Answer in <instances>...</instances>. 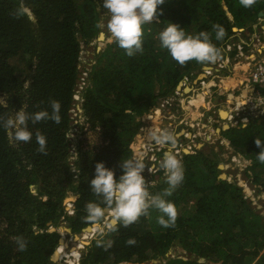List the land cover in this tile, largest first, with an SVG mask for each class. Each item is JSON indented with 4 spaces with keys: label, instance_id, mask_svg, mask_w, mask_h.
<instances>
[{
    "label": "trees",
    "instance_id": "trees-1",
    "mask_svg": "<svg viewBox=\"0 0 264 264\" xmlns=\"http://www.w3.org/2000/svg\"><path fill=\"white\" fill-rule=\"evenodd\" d=\"M158 7L162 12L142 26V51L128 56L114 40L93 51L82 90L83 114L101 143L88 152L77 148L74 160L69 110L77 67L84 62L82 45L101 31L100 0H0V93L5 95V102L0 100V264H66L51 259L60 232L50 230L48 223L56 227L63 218L72 234L90 224L86 204L100 202L89 186L96 162L103 161L119 175L120 162L133 158L129 143L138 133L140 117L184 77L194 78L195 69L204 64L190 60L181 65L161 47L159 32L168 22L190 35L209 32L224 57L234 54L225 52L226 44L238 39L233 27L252 31L259 11L264 14V0L250 7L241 0H165ZM213 25L224 28L223 39H215ZM54 100L60 103L59 123L29 119L28 142L16 140L4 126L21 107L29 116L41 110L51 114ZM38 133L46 137L45 152L39 151ZM219 135L228 140L233 154L249 160L245 175L264 193V162L257 159L260 149L255 144L256 138L264 139V118L250 119L246 127L220 128ZM207 143V150L194 146L181 155L184 179L167 197L177 210L173 226L162 227L161 214L150 209L136 222L92 238L78 264L162 258L164 264H264V211H256L235 178H221L223 150H214L210 140L202 146ZM160 182L152 194L169 187L166 177ZM68 195L75 196L72 215L64 208ZM17 237L26 243L23 250ZM130 239L135 243L129 244ZM175 245L188 256L167 255Z\"/></svg>",
    "mask_w": 264,
    "mask_h": 264
},
{
    "label": "clouds",
    "instance_id": "clouds-1",
    "mask_svg": "<svg viewBox=\"0 0 264 264\" xmlns=\"http://www.w3.org/2000/svg\"><path fill=\"white\" fill-rule=\"evenodd\" d=\"M164 2L165 0H103L102 6L108 14L107 27L111 34L109 39L114 40L119 47L123 48L128 56L142 51V26L153 22L158 13L162 12L158 6ZM254 2L255 0H241L244 7H250ZM213 28L215 29V39H223L224 28L220 25H213ZM159 40L161 47L166 48L171 57L181 65L187 61L195 60L204 62L202 66L213 67L215 66L213 61L220 55V49L212 43L209 32L201 31L196 35H190L185 32L184 27L173 22H168L159 32ZM200 69L198 68V70ZM220 73V71H216L218 76L214 78V80H219L218 83L222 77ZM215 83L217 82L215 81ZM215 87L218 89V86L213 88ZM216 95L218 94L216 93ZM51 108V114L46 110H41L29 116L21 107L13 118L7 119L4 126L11 130V134L16 140L28 142L32 136V132L27 127L29 119L33 121L51 119L59 123L60 103L52 101ZM247 123V120H244L245 127ZM150 134L156 145L166 147L167 150L164 152L158 168L147 167V170L152 173L162 169L169 187L163 192L152 194L150 191L151 182L143 174L146 165L142 157H134L120 162L119 175L113 169L106 167L103 161L96 162L89 186L91 191L100 198V202L89 201L86 204V218L95 235L103 237L107 231H115L118 225L128 226L136 222L142 215H148L150 209H155L161 214L158 217V223L162 227L167 228L175 224L177 210L175 204L167 197L171 196L174 189L184 179L182 160L174 150L177 139L172 132L164 129H155ZM37 141L39 151L45 152L46 137L38 133ZM255 144L260 149L256 153L257 159L264 162V139L256 138ZM72 156L74 160L78 159V154L75 151L72 152ZM32 190L34 191V187ZM16 242L19 249L23 250L26 247L22 237H17ZM97 242L99 243V240ZM128 243L134 244L135 240L130 239ZM61 244H58L55 250ZM59 256L52 261H63V258L60 259ZM77 258L79 262L80 257Z\"/></svg>",
    "mask_w": 264,
    "mask_h": 264
},
{
    "label": "rangeland",
    "instance_id": "rangeland-1",
    "mask_svg": "<svg viewBox=\"0 0 264 264\" xmlns=\"http://www.w3.org/2000/svg\"><path fill=\"white\" fill-rule=\"evenodd\" d=\"M101 7H102V15L104 18L102 19L101 23V31L98 33L96 38L90 39L88 42V45L83 44V59L84 62L83 64L88 67V61L94 59L93 51H98L102 48H105L108 44H110L113 40H110V32L108 31L107 27V21H108V14L107 10L103 8L102 3L103 0H100ZM252 26V25H251ZM252 29H254L252 35L257 32L259 33L260 31L255 30L254 26H252ZM233 30L236 32V35L238 39H234L233 41L240 40V39H249L251 38V34H249L250 31L249 28H236L234 27ZM251 31V32H252ZM102 34V35H100ZM233 36V37H235ZM239 65L235 66L237 70H233L232 66L225 72V70L221 71L223 74L227 76V78H224V84L225 87L229 85H234L238 81L236 79L238 78V75L235 74L239 72L241 69L238 67ZM245 68V66H242V69ZM234 72V73H233ZM227 73V74H226ZM216 74V71H215ZM229 74V75H228ZM198 76V77H197ZM194 76V78H188L184 77L180 84H178L175 88L179 92L178 95L175 94L174 102L170 106H166L163 110H161V113H156L154 112V109L156 108V103L152 107V109L148 112L143 114L140 117V127L138 130V133L134 137V139L129 143L130 148L133 149L138 145L139 141L145 140V139H151V132L155 129H164L169 132H172L176 139H177V145L175 147V151L177 152L178 156L181 158V155H183L185 149H188L189 152H186V154L191 153L192 147H203L204 150H207L210 146L209 144H205L202 146V144L205 141H211L214 143V150L219 151L223 150L221 152V155L224 159V161L220 162L221 169L220 176L221 178H227L229 180H232L235 178L237 181V184L242 186L243 192L247 195V198L252 202L251 205L256 208V211L258 212H263L264 211V193L257 192L255 189V185L252 184L248 180V176L245 175V167L248 166L249 160L244 159L240 157L238 154H233L232 148L229 147L228 140L219 135V131L217 128L220 130V127L231 125L230 121L226 119L225 114L228 112V107L227 103L225 102V96H218L213 94L210 99L204 100V97L200 95V97H197L196 93L203 94L206 91V87L202 89L203 87L197 86V82L200 81L198 78H204V80L207 79L205 75H203V72H199V75ZM230 76V77H228ZM232 76H236L234 79L233 83H229V81L232 79ZM210 80V77L207 79V81ZM229 80V81H228ZM217 83L219 80H215ZM26 85L28 84L27 82L25 83ZM173 90L170 93H174ZM157 92V91H156ZM174 96L173 94H170ZM204 95V94H203ZM185 96V97H184ZM159 98L157 99V102L159 101ZM0 100L5 102V95L0 93ZM194 100V103L189 104ZM215 102V106L210 108V109H205L206 106L209 105V103ZM202 104H205V107L202 106ZM19 109L15 110L12 112V118L15 116L16 111ZM190 111V115L188 116V112ZM221 116V118H220ZM171 128V129H170ZM223 129V128H222ZM94 131L92 129H88L87 132H82L80 133L79 137H77V142H78V148L82 150V152H88L90 150H93V148H96L97 146H100V138H99V132ZM220 136V137H219ZM219 138L218 140H216ZM223 144V146H221ZM167 150V148L165 147ZM229 157V159H228ZM182 164H183V159ZM145 162V170H144V176L147 180L151 182V187L150 191L156 189L158 185H160V180L164 179L166 176L162 170V172H148L147 167H149V161L148 158L144 160ZM65 198H73L75 199L74 195H68ZM75 207V205H74ZM66 221H63V218H61L58 221V225L54 227L53 224L50 222L49 227L50 229H57L60 232V238L63 239V259L66 260H74V258L70 255L71 250H74L78 252V254L81 256L82 248L79 246L81 243V240H83L84 246L85 244H88L91 239H82V234L83 231L81 230L80 233L72 234L70 233L69 228L66 225ZM51 224V225H50ZM96 236V235H95ZM94 236V237H95ZM60 244V243H59ZM67 254V257L65 256ZM167 255L170 256H188V254L185 252V250L180 246V245H175L173 246L170 250L166 252ZM71 257H70V256ZM78 256V257H80ZM61 259V258H60ZM62 261V260H61ZM120 264H137V263H132V262H124ZM139 264H164V259H154L152 261H148L145 263H139Z\"/></svg>",
    "mask_w": 264,
    "mask_h": 264
},
{
    "label": "built area",
    "instance_id": "built-area-1",
    "mask_svg": "<svg viewBox=\"0 0 264 264\" xmlns=\"http://www.w3.org/2000/svg\"><path fill=\"white\" fill-rule=\"evenodd\" d=\"M252 26H254L255 30L260 32H255L252 35L254 31L253 29L252 32L248 31L250 32L249 34H251V38L236 41L231 40L226 44L225 52H234L233 55H226L224 57L219 56L215 61H213L215 66H201V71H197L196 69L194 71L195 76L199 75V72H203L205 77H210L209 81H207V79L204 80L202 77L198 78L200 81L197 82V85L203 88L206 87V91L203 93L204 95L199 93L194 95L197 97H200L201 95L204 99H211L215 93L222 96L226 95L224 100L227 103L228 112L225 115V118L230 121L232 126L238 124L244 125V120H247L248 122L250 119L264 118V14L259 15L253 22ZM228 65L229 67L232 66L233 70L237 65L241 67L245 66V68H241L242 72L245 74L244 79L238 81L227 90H214L213 87L216 86L214 78L218 76L214 72L221 70L229 71V68H227ZM86 69L87 68L83 63H80L77 67L76 86L72 95V104L69 110L73 126L68 135L70 140V158H73L72 152H76V149L78 148L76 138L79 137L80 133L84 131L87 132V130L90 129L83 114L84 98L82 90L87 84L88 72ZM170 94H173L174 96H168L169 94H166L160 97L161 99H159L156 103L154 112L161 113V110H163L166 106L172 105L175 94L178 95L179 92L175 90L174 93ZM214 106L215 105L213 104L212 106H209L208 109ZM82 124H84L85 127H83ZM165 151V147L156 145L151 137V139H145L138 142V145L133 149V158L142 157L143 162L146 158H148L150 163L148 168H158L159 162L163 159ZM64 205L66 214H74L73 198H65ZM94 236L95 234L92 230L83 231L82 239L89 240L94 238ZM81 243L82 244H79V246L83 248L85 242L81 240ZM59 248H61L59 258H63L62 245L59 246L58 249ZM65 256L67 257V254ZM63 261L67 264H78V258L74 259L72 263L66 259H63Z\"/></svg>",
    "mask_w": 264,
    "mask_h": 264
},
{
    "label": "crops",
    "instance_id": "crops-1",
    "mask_svg": "<svg viewBox=\"0 0 264 264\" xmlns=\"http://www.w3.org/2000/svg\"><path fill=\"white\" fill-rule=\"evenodd\" d=\"M239 67V69H241L242 67L241 66H238ZM234 70H237V68H235ZM230 71V70H229ZM239 72H237V73H235V74H237L238 75V78L236 79L235 77L236 76H232V79H236V81H240V80H243L244 79V77H245V74L243 73V72H241L240 70H238ZM221 72V71H220ZM234 73V72H233ZM227 74V73H226ZM229 75V74H228ZM220 76H222L221 77V80H220V83H216V86H218V89L220 90V89H224V90H227V89H229L232 85H229L228 87H225V84H224V78L225 77H227L225 74H223L222 72L220 73ZM228 77H230V76H228ZM230 80V82L229 83H233V81L234 80ZM198 86V85H197ZM202 89H204V88H202ZM214 90H217V88L215 87L214 88ZM206 99L207 98H205L204 100L206 101ZM208 100V99H207ZM210 101H211V99H210ZM207 102V101H206ZM209 103V105L208 106H206L205 107V104H202V106L203 107H205V109H208L209 108V106H212L213 104L215 105V102H212L213 104H210V102H208ZM221 117V116H220ZM83 231V230H82Z\"/></svg>",
    "mask_w": 264,
    "mask_h": 264
},
{
    "label": "water",
    "instance_id": "water-1",
    "mask_svg": "<svg viewBox=\"0 0 264 264\" xmlns=\"http://www.w3.org/2000/svg\"><path fill=\"white\" fill-rule=\"evenodd\" d=\"M262 14H263V12H262V11H259V15H262ZM233 28H234V27H233ZM100 35H102V34H100ZM205 63H208V62H205ZM228 127H229L228 125H227L226 127L223 126V129H226V128H228ZM217 130L219 131L218 128H217ZM185 151H186V152H189L188 149H185ZM186 152H185V153H186ZM182 167H183V169H184V164H182ZM218 167H221V164H219ZM82 230H83V231H87V230H90V231H91L92 229H91L90 224H88V225H86L85 227H83ZM61 241L63 242V239H62V238H59V242H60V243H62ZM55 251H57V250H54L53 253L51 254V259H52V260H56V259H57V257H56V258L54 257V253H55Z\"/></svg>",
    "mask_w": 264,
    "mask_h": 264
},
{
    "label": "bare ground",
    "instance_id": "bare-ground-1",
    "mask_svg": "<svg viewBox=\"0 0 264 264\" xmlns=\"http://www.w3.org/2000/svg\"><path fill=\"white\" fill-rule=\"evenodd\" d=\"M209 78V76L207 77V79ZM227 78V77H226ZM232 80H234V79H232ZM229 81V80H228ZM230 82V81H229ZM234 82V81H233ZM227 87V86H226ZM185 97V96H184ZM193 104L194 103V100H192L191 102H189V104ZM187 112H188V116L190 115V111H188V110H186ZM62 242V241H61ZM63 244V243H62ZM60 250H61V248H60ZM60 250L58 249V251H55V253H54V257L56 258V257H58L59 255H60ZM70 255L74 258V259H76L78 256H79V254H78V252L77 251H75L74 250V248H73V250H71V253H70ZM69 255V256H70ZM70 256V257H71ZM72 261L73 260H71V259H69V262L70 263H72ZM137 264H139V263H137Z\"/></svg>",
    "mask_w": 264,
    "mask_h": 264
}]
</instances>
